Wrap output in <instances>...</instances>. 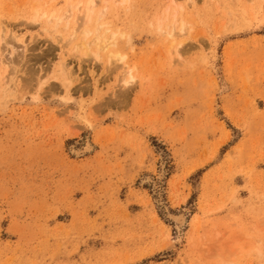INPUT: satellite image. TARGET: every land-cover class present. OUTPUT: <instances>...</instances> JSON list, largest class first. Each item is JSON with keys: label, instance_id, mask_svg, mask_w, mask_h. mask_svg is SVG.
<instances>
[{"label": "rangeland", "instance_id": "1", "mask_svg": "<svg viewBox=\"0 0 264 264\" xmlns=\"http://www.w3.org/2000/svg\"><path fill=\"white\" fill-rule=\"evenodd\" d=\"M196 1L0 0V264H264V0Z\"/></svg>", "mask_w": 264, "mask_h": 264}, {"label": "bare ground", "instance_id": "2", "mask_svg": "<svg viewBox=\"0 0 264 264\" xmlns=\"http://www.w3.org/2000/svg\"><path fill=\"white\" fill-rule=\"evenodd\" d=\"M67 1H69V0H67ZM108 2H109V0H105L104 4H107ZM124 2L126 3L127 0H122V3H124ZM188 3H190L189 4L190 7H192L193 9L196 10V7L198 6V3H197L196 0H188ZM68 4H69V2L67 3V5ZM97 5H98L97 4V0H75L73 5H71L70 8L66 11V14L64 16H61V17L57 16L55 12H51L50 14H42V15H40L39 14V10H37L36 14L34 15V18H33V23L34 22H38L41 16H42V18H45L47 16V19H46L47 23L55 22L57 26H59L61 23H63V21L67 22L66 24L68 26V25H70V22L73 19H76L78 23L76 22L77 24H74V28H73V31L71 33L70 39L68 40V44H73L74 45L73 53L75 54V56L79 55V57H80V56H82L84 54L83 51H86L84 55L87 56L88 59H89V57H91V58L93 57V59L99 61L100 60L99 52L102 51V53H103V50L108 49L109 47H112V45L111 46L109 45V41H110L111 38H109V41L107 40V37H106L107 35L106 34L108 32L106 30H104V28L107 27V26L103 22H101L103 20L102 18L104 16L106 17V14L108 13L109 7L107 5L106 6L104 5L103 9L100 11V15H99L100 17L98 18V21L95 22L94 14H95V9L97 8ZM158 24H159V22H158ZM160 25H161V23H160ZM159 29H161V27H159ZM171 31L172 32L169 33L168 35H169V37L172 40L180 32L182 33V34L180 33L181 36H182L185 33V27H182V29L179 31L178 34L175 33V29H174V31L173 30H171ZM186 33H187V31H186ZM0 34L2 36V33H0ZM118 35H112V36L116 40ZM1 36H0V38H1ZM112 36H109V37H112ZM114 36H116V37H114ZM91 37H93V39H92L91 43L90 42L88 43V40ZM178 38H180V37H178ZM1 39H3V38H1ZM114 41H110V43L114 42ZM0 42H1V40H0ZM92 45H94L95 48L97 47L98 50L97 51H93L92 50ZM170 45H171V47L169 48V52H171L172 54L174 52L175 56L177 58L179 57L181 59L183 55H182V49H181L180 46L182 44H179L178 47L174 46L175 43L170 44ZM109 56L112 57V54L109 55ZM110 57H108V58H110ZM113 58L117 59V61H119V62H123L124 61V59L121 58V56L119 57L118 55H116V56L113 55ZM111 61L112 62H109V65H110V63H113L114 60H111ZM112 69H114V67ZM115 69H116V67H115ZM128 69L129 68L126 69V67L123 69L124 72L122 74V79H121V84H122L123 87L129 86L130 84H132V81L134 80V77L132 76V71L128 70ZM1 87L4 88V89H2L3 90V94H4V95H2V97L6 96V94H9L11 96L12 95L11 92H13V90L15 89V87L13 89H11L9 87V85L7 86L4 81L2 82V86ZM92 151H93V146L90 143H87L84 146V148H82L80 150H77V151H74V153L76 154L77 157H81V156H84L86 153H89V152H92ZM172 220H174L176 222V224L178 225L176 227L178 229H182L187 223L186 222V218H185L184 215L175 216V217H173ZM249 248H251V246ZM253 250H255V249H253ZM240 252H241V250H240Z\"/></svg>", "mask_w": 264, "mask_h": 264}]
</instances>
